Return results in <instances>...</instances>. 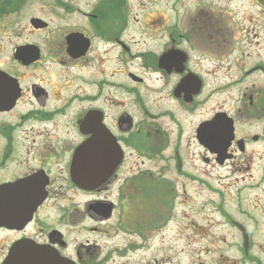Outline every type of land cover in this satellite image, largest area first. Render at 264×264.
I'll list each match as a JSON object with an SVG mask.
<instances>
[{"label": "flooded vegetation", "instance_id": "obj_1", "mask_svg": "<svg viewBox=\"0 0 264 264\" xmlns=\"http://www.w3.org/2000/svg\"><path fill=\"white\" fill-rule=\"evenodd\" d=\"M68 1L65 4L61 0H52L54 4H44L39 15L29 18L24 28L27 36L25 40L31 42L11 45V48H6L3 59H0V264L7 259L10 249L19 243L54 251L75 264H107L111 256L119 254L113 246L106 256L101 257L105 247L94 242L90 245L86 236L81 240H73L72 234H78L79 229L88 233L89 226L82 224L89 220L93 223L103 222V207L105 201H110V187L121 183L119 170L125 160V151L123 153L122 150L134 156L131 168L135 167L137 171L139 166L136 159L142 158L143 164V160L147 162L150 158L158 157L166 167L172 166V163L182 178L198 184L201 178L194 157L199 156L196 161L200 158L205 164L211 165L214 171L216 165L219 168L229 167L231 173L246 172L239 181L235 180L242 184L236 188L239 198L244 192L252 190L254 175L250 167L244 168L237 154L245 155L249 139L252 142H264V128L261 135L238 137L237 122L228 114L230 110L224 112L221 111L223 107L215 108L202 119L196 115L198 121L193 141L199 150L198 155L180 149L179 134L169 144L171 132L168 127L157 122L168 119L174 123L175 116L171 110L152 113L150 108L142 109L145 124L139 128L133 115L120 110L125 102L115 97L113 92L123 89L136 100L137 94L132 87L144 84L145 78L121 66L109 69L107 75L103 68L104 57L111 51L109 46L112 49L114 46L121 47L125 52L128 50L121 38L128 29L130 19L136 22L137 18L129 17L125 9L127 4L137 3L132 0ZM147 1L151 3V0ZM260 2L264 4V0H258L257 4ZM179 3V0L166 1V4ZM5 5L16 8L13 5L18 4ZM21 5L25 7L27 4ZM170 11L176 13L177 9L172 6ZM183 16H176L173 22L166 20L163 14L149 17L145 26L153 32L162 31L161 36L166 39V45L158 55L150 50L132 56V59L143 60L141 70L156 75L157 80H176L171 90L172 100L181 108H186L183 111L193 113L199 106L196 99L200 97L203 83L198 94L193 95L192 88L178 90L183 79L189 75L197 77L190 68L189 54L181 46L182 42L187 41ZM4 36L1 34L0 40ZM25 46H32L28 57L24 60L16 57L17 50ZM163 55L170 56L160 67L159 58ZM181 55L185 58L183 63H179ZM261 70L264 73V68ZM255 71L260 72V64H256L247 74ZM127 85H130L129 89ZM258 91L260 88L254 91L255 94ZM246 106V116L256 121V127L259 128L260 101L255 105L250 96ZM20 107L23 108L21 112L18 111ZM108 108L117 113L114 118L110 116ZM93 114L99 118L102 132H99L98 124L80 128L85 119ZM60 121H65L64 125L69 130L64 134L52 133L49 126H54L55 130L56 123ZM27 122L40 128L37 132L33 128L23 129ZM203 125H207L213 135L209 148L200 143L199 131ZM181 128L179 132L182 133ZM20 133L29 138L26 139L28 143H19ZM224 136H231V139L225 151L218 154L217 151L225 143ZM167 148H171L170 153H167ZM131 171L129 175H134L131 181L135 185L143 175L138 172V177V173ZM149 177L161 183L165 179L163 172L155 170L149 172ZM257 184V189H264V165ZM214 194L217 192H212L216 196ZM171 201L174 203V196ZM209 204L212 205L206 201V206ZM217 210L220 215L226 216L224 210ZM138 220L136 215L135 221L131 220L133 226ZM171 222H168L165 214H155L154 211L152 215L151 212L148 223L152 225V231L148 235L155 238ZM229 223L228 228L241 235L240 251L247 258L241 264H263L259 252L252 253L258 256L255 262L249 260L254 247L249 235L250 228L235 220H229ZM257 226L254 224V229ZM92 228V233L99 232L97 227ZM157 237L163 240L161 235ZM136 245L128 248L140 249V245ZM110 261L113 262V258Z\"/></svg>", "mask_w": 264, "mask_h": 264}, {"label": "rangeland", "instance_id": "obj_2", "mask_svg": "<svg viewBox=\"0 0 264 264\" xmlns=\"http://www.w3.org/2000/svg\"><path fill=\"white\" fill-rule=\"evenodd\" d=\"M65 1L68 0H61L67 4ZM132 1L137 4H127L125 10L129 12V17H136L137 21L130 19L128 29L121 38L128 50L125 52L121 47L114 46L112 49L109 46L111 51L104 57L103 68L106 75L109 69L118 66L122 69L128 68L140 78L144 77L145 83L132 87L137 94L136 100L123 89L113 92L115 97L125 102L120 110L133 115L139 128L145 124L141 115L142 109L150 108L152 113L171 110L175 122L160 119L157 124L168 127L172 134L170 145L171 139L179 134L180 149L192 155H198L196 143L193 141L194 128L198 121L196 115H200L202 119L215 108L223 107L221 111L224 112L230 110L228 114L237 122L238 137L261 135L264 128V73L261 70L264 68V4H257L258 0H179V4H166V1L172 0H162L163 3L161 0H151L155 4L147 0H143V4L140 0ZM15 4H18L13 5L16 8L0 4L4 8L3 13H0V35H5L0 40V59H3L6 48H11V45L31 42L25 40L27 36L24 34L29 18L38 16L44 4L54 3L52 0H18ZM21 4L27 5L22 7ZM172 6L177 9L176 13L170 11ZM19 9L21 11L16 12ZM157 14H163L170 22L176 16H183L185 19L183 29L187 33V41L182 42L181 46L189 54L191 70L203 83L200 97L196 99L199 106L193 113L183 111L186 108H181L172 100L171 90L176 80H157L156 75L141 70L143 60L132 59V56L150 50L158 55L166 45V39L161 36L162 31L153 32L145 26L147 19ZM256 64H260V72L247 74ZM127 87L129 89L130 85ZM258 88L260 91L255 94L254 91ZM250 96L255 105L260 101L259 128L256 127L257 122L248 118L245 113L248 110L246 102ZM18 111H23V108L20 107ZM108 111L112 118L117 114L111 108ZM64 122H57L55 130L54 126H49L51 132L57 135L66 133L69 128ZM181 127L182 133L179 132ZM29 128L37 132L40 127L27 122L23 129ZM23 133L19 135V143H28L26 139L29 138L22 136ZM248 143L245 155H237L239 160L242 159L244 168L250 167L254 180L251 183L252 190L244 192L242 198L236 195V188H240L242 184L235 180L239 181L244 176V170L242 173H231L229 167L219 168L215 165L214 171L211 165L205 164L200 158L196 161L199 156H195V166L199 170L201 181L199 184L191 183L179 175L172 163V166L166 167L158 157L150 158L147 162L143 160V164L142 158L136 159L139 166L137 171V168H131L134 156L131 157L127 150L121 149L122 152L125 151V160L119 170L120 191L118 185H111V204L105 201L103 222H84L82 226L88 225L90 231L85 233L79 229L78 234H72V239L81 240L86 236L90 245L93 242L101 244L105 247L101 257L106 256L108 250L114 246L119 254L111 256L107 264H241L247 260L240 251L241 235L228 228L229 220H235L250 228L249 235L254 247L249 260L255 262L258 256L254 254L259 252L260 261L264 264V189H257L264 165V142H252L249 139ZM170 152L171 148H167V153ZM200 152L203 155V151ZM131 170L143 175L141 181L135 185L131 181L134 175H129ZM154 170L164 173L165 179L162 183L149 177V172ZM212 192H217L214 194L216 196ZM173 196L175 204L171 201ZM149 199L151 200L148 201ZM206 201L212 205L206 206ZM217 208L224 210L226 216L220 215ZM154 211L155 214H165L168 222L172 220L169 226L157 234L163 237L161 241L157 236L152 238L148 235L152 231V225L148 223L149 214L152 212L153 215ZM136 215L139 220L133 226L131 220L135 221ZM254 224L260 227L254 229ZM93 226L99 229L97 234L91 232ZM136 244L140 245V249L128 248ZM112 258L113 262L110 261Z\"/></svg>", "mask_w": 264, "mask_h": 264}, {"label": "water", "instance_id": "obj_3", "mask_svg": "<svg viewBox=\"0 0 264 264\" xmlns=\"http://www.w3.org/2000/svg\"><path fill=\"white\" fill-rule=\"evenodd\" d=\"M36 22V21H35ZM29 48H21L18 50L17 54L15 55L16 57L22 59L26 57L25 50ZM170 55H163L159 59V66L163 67L165 60L169 57ZM180 57V56H179ZM183 58V59H182ZM179 63H183L185 61V58L183 55H181ZM192 88V94H198L201 88V83L198 79L195 77H186L181 81V83L178 86V90L180 89H188ZM188 99H190L189 96H187ZM99 126V132H102V126L99 123V118L95 116V114L90 115L85 119L83 124L80 126L82 129L84 126H88V128L92 127V125H97ZM97 127V126H96ZM209 129L207 125H203L201 127V130L199 131V138L201 144L205 145L206 147L211 146V139L213 138V135L209 132ZM225 143L223 144L222 148L218 151V154H222L225 151L226 146L228 145L231 136H224ZM121 157V156H120ZM121 160V158H120ZM119 161V160H118ZM80 164V162H78ZM86 185V184H85ZM92 187V184H89V188ZM3 264H72L68 261H65L64 259H60L57 255H55L52 251L47 250V249H39V248H34L32 246L26 245V244H21L13 247L10 251V254L8 258L5 260Z\"/></svg>", "mask_w": 264, "mask_h": 264}, {"label": "trees", "instance_id": "obj_4", "mask_svg": "<svg viewBox=\"0 0 264 264\" xmlns=\"http://www.w3.org/2000/svg\"><path fill=\"white\" fill-rule=\"evenodd\" d=\"M16 0H0V4H15ZM3 6V5H2ZM0 6V13L2 14L3 13V7Z\"/></svg>", "mask_w": 264, "mask_h": 264}]
</instances>
